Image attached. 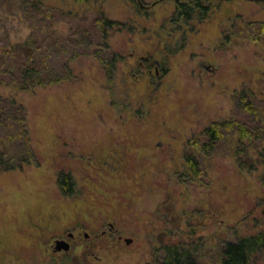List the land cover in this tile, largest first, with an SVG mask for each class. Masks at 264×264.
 I'll list each match as a JSON object with an SVG mask.
<instances>
[{
    "label": "rangeland",
    "instance_id": "1",
    "mask_svg": "<svg viewBox=\"0 0 264 264\" xmlns=\"http://www.w3.org/2000/svg\"><path fill=\"white\" fill-rule=\"evenodd\" d=\"M263 22L249 0H0L5 66L54 72L0 85V150L21 164L0 172V264H158L170 246L219 264L224 242L264 231V141L237 131H264Z\"/></svg>",
    "mask_w": 264,
    "mask_h": 264
},
{
    "label": "trees",
    "instance_id": "2",
    "mask_svg": "<svg viewBox=\"0 0 264 264\" xmlns=\"http://www.w3.org/2000/svg\"><path fill=\"white\" fill-rule=\"evenodd\" d=\"M78 2H85L87 0H77ZM199 1V0H195ZM36 5V4H34ZM100 25V31L102 33V38L107 37V31L115 25L113 21L102 19L99 20ZM29 40L23 44V46L15 45L13 48L15 49L14 52H23L28 46ZM33 53L29 52V55L27 56L32 57ZM45 57V55H43ZM4 58L0 57V85L3 86H10L14 91H30L33 90L36 87H39L41 85H44V81L41 78L42 74L47 75H54L53 70L46 67V65L36 66L35 62H30L26 65L17 66L14 68L16 73L13 72L10 68L6 67L4 64ZM5 74L9 78L8 80L5 79V77H1V75ZM11 77V78H10ZM48 85H53L54 83H58L60 81V78H55L53 80H48ZM3 99L0 97V125H4L5 123L3 119L4 116V109L2 107L3 105ZM11 103H14V100H11ZM10 115V113H7ZM13 116L14 120L17 121L19 126H24V117L19 118L15 115ZM220 124L214 123L206 127L203 132V138L204 142L203 145L200 147L199 151L203 152H210L215 148V145L217 144L219 140V126ZM21 127V128H22ZM240 127V128H239ZM22 129H20V132H22L21 136L24 139V142L26 141L27 134ZM237 131L240 135L241 139H238L239 143H241V140L244 138H252L254 140L255 137H259L260 141H264V131L259 134H254V136H251L250 133L247 132V130L241 129V126L237 127ZM258 139V138H257ZM23 142V143H24ZM24 146V145H23ZM243 146V144H241ZM24 148L28 147L24 146ZM243 152H246V149L243 150ZM241 153V152H240ZM258 156V154H257ZM258 157L264 160V152H262ZM185 160L187 163V166L193 173L198 172L199 168V162L196 159V157L193 154L186 155ZM22 162L27 163V158L21 159ZM21 167V164L10 160L9 157L6 156L5 152L0 150V172L1 171H11L15 170ZM253 168V166H249V169ZM262 182L264 184V174L262 176ZM58 188L60 193L63 196L69 197L72 196L74 193V181L73 178L64 172H61L58 176ZM264 251V231L256 232L251 235L243 236L240 238H237L233 241H227L224 242L220 249H219V264H255L257 261V257L259 254H261ZM158 264H197L196 263V253L192 248H185V247H177V246H170L164 248V256L163 258L158 262Z\"/></svg>",
    "mask_w": 264,
    "mask_h": 264
},
{
    "label": "water",
    "instance_id": "3",
    "mask_svg": "<svg viewBox=\"0 0 264 264\" xmlns=\"http://www.w3.org/2000/svg\"><path fill=\"white\" fill-rule=\"evenodd\" d=\"M70 236H72V234H69ZM126 244H129L131 242L130 239H125ZM69 243L63 239H57L55 240V244H54V251H68L69 250Z\"/></svg>",
    "mask_w": 264,
    "mask_h": 264
},
{
    "label": "flooded vegetation",
    "instance_id": "4",
    "mask_svg": "<svg viewBox=\"0 0 264 264\" xmlns=\"http://www.w3.org/2000/svg\"><path fill=\"white\" fill-rule=\"evenodd\" d=\"M249 1H258V2H262L264 4V0H249ZM262 24H264V22Z\"/></svg>",
    "mask_w": 264,
    "mask_h": 264
}]
</instances>
